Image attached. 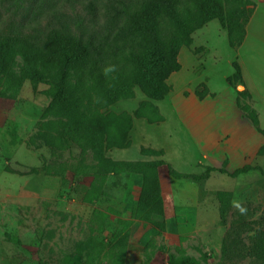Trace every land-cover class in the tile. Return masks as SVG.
<instances>
[{
	"label": "rangeland",
	"instance_id": "obj_1",
	"mask_svg": "<svg viewBox=\"0 0 264 264\" xmlns=\"http://www.w3.org/2000/svg\"><path fill=\"white\" fill-rule=\"evenodd\" d=\"M247 1L249 42L261 34L256 43L264 51V0ZM64 9L83 14L79 5L66 3ZM178 60L181 68L167 78L171 91L163 100L134 87L132 95L110 106L117 113L132 112L149 102L153 115L162 118H134L129 147L106 155L116 162L170 165L175 174L166 165L158 167L163 215L133 209L139 177L131 171L106 172L104 194L92 203L83 199L91 167L99 172L100 167L79 138L42 128L53 118L43 116L53 82L23 80L15 98H0V264H168L170 256L182 254L200 264L259 263L248 251L264 217V136L249 120L244 125L247 118L236 104L238 99L250 104V96L244 100L242 83L229 80L236 48L229 44L228 29L217 18L203 22ZM15 63L20 74L23 59ZM203 84L208 92L200 99L195 90ZM142 147L162 148L164 154H143ZM245 165L235 177L211 171L205 180L188 178L209 167L233 172ZM233 199L243 203L246 215L232 207ZM98 211L110 214L102 232L95 221ZM118 219L129 221V234L111 251Z\"/></svg>",
	"mask_w": 264,
	"mask_h": 264
},
{
	"label": "trees",
	"instance_id": "obj_2",
	"mask_svg": "<svg viewBox=\"0 0 264 264\" xmlns=\"http://www.w3.org/2000/svg\"><path fill=\"white\" fill-rule=\"evenodd\" d=\"M82 13L65 11V4ZM247 0H0V98L16 97L23 80L53 82L52 100L43 116L53 118L42 128L79 138L95 161L93 177L83 199L92 203L104 194L106 172L118 174L131 171L139 177V190L133 209L154 215L165 211L164 194L158 167L164 160L153 162H116L106 154L112 149L129 147L134 118L161 120L149 102L132 112L117 113L110 109L120 97L132 95L137 87L152 100H163L171 91L167 78L181 68L180 49L191 44V33L203 22L217 18L228 29L229 44L237 48L246 34L245 24L251 9ZM23 12V13H22ZM7 14V20H3ZM186 17H181L184 15ZM18 15V17H17ZM240 18L243 19L240 22ZM236 22L233 26L230 22ZM229 26V27H227ZM23 59L21 73H16V58ZM115 65L108 76L103 69ZM234 78L242 82L237 61L233 63ZM207 86L195 90L201 99ZM239 96L247 99L246 90ZM238 108L256 131L264 136L258 112L247 101L237 100ZM263 146L260 147L261 151ZM143 154L163 155L164 150L144 148ZM248 166L228 172L209 167L202 176L189 175L192 180H205L209 172L218 171L237 176ZM102 171H105L103 173ZM108 212H96L98 230H104ZM111 233L110 250H119L129 234V221L118 219ZM121 246V247H122ZM121 249V248H120ZM249 254L264 264V217L251 237ZM168 264H200L182 254L170 256Z\"/></svg>",
	"mask_w": 264,
	"mask_h": 264
},
{
	"label": "crops",
	"instance_id": "obj_3",
	"mask_svg": "<svg viewBox=\"0 0 264 264\" xmlns=\"http://www.w3.org/2000/svg\"><path fill=\"white\" fill-rule=\"evenodd\" d=\"M251 18L246 24V34L243 41L236 48V61L241 68L243 89L249 93L250 104L258 112L260 126L264 128V70L260 68L264 66V51H259L256 43L260 39L257 36L261 34L254 33L253 44L251 45L249 42L250 31L247 25ZM246 124H248V119L245 120L244 125ZM239 137H241L240 134ZM245 145L246 143L242 142L241 147Z\"/></svg>",
	"mask_w": 264,
	"mask_h": 264
},
{
	"label": "clouds",
	"instance_id": "obj_4",
	"mask_svg": "<svg viewBox=\"0 0 264 264\" xmlns=\"http://www.w3.org/2000/svg\"><path fill=\"white\" fill-rule=\"evenodd\" d=\"M115 70H116L115 65H108L103 69V74L105 76H108L110 73L114 72ZM230 203L232 207L236 209V211L240 213L241 215L247 214V208L244 207L243 203L239 201L238 199H233L232 201H230Z\"/></svg>",
	"mask_w": 264,
	"mask_h": 264
}]
</instances>
